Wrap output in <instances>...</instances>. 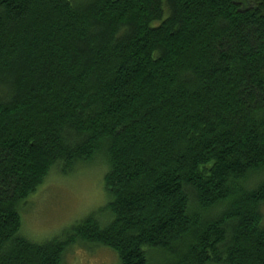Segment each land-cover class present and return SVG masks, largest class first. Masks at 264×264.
<instances>
[{"label": "trees", "instance_id": "1", "mask_svg": "<svg viewBox=\"0 0 264 264\" xmlns=\"http://www.w3.org/2000/svg\"><path fill=\"white\" fill-rule=\"evenodd\" d=\"M98 156L109 220L27 238L25 201ZM263 211L264 0H0V264H264Z\"/></svg>", "mask_w": 264, "mask_h": 264}, {"label": "rangeland", "instance_id": "2", "mask_svg": "<svg viewBox=\"0 0 264 264\" xmlns=\"http://www.w3.org/2000/svg\"><path fill=\"white\" fill-rule=\"evenodd\" d=\"M102 161L98 156L67 175L51 172L19 210L22 233L41 243L65 237L75 223L89 216L106 223L109 197L104 189L103 176L107 170ZM162 258L158 252L148 255L154 262ZM117 261L109 249L77 244L67 249L62 264H117Z\"/></svg>", "mask_w": 264, "mask_h": 264}]
</instances>
